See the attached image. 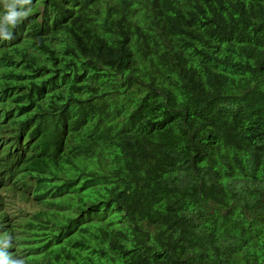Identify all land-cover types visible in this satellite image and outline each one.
<instances>
[{"label": "trees", "instance_id": "1", "mask_svg": "<svg viewBox=\"0 0 264 264\" xmlns=\"http://www.w3.org/2000/svg\"><path fill=\"white\" fill-rule=\"evenodd\" d=\"M26 6L0 39L7 251L264 264V0Z\"/></svg>", "mask_w": 264, "mask_h": 264}, {"label": "clouds", "instance_id": "2", "mask_svg": "<svg viewBox=\"0 0 264 264\" xmlns=\"http://www.w3.org/2000/svg\"><path fill=\"white\" fill-rule=\"evenodd\" d=\"M0 3L6 10L5 14L0 16V39L11 40L12 29L30 14L31 8L26 5H30L31 0H0ZM11 241V236L0 238V264H24L23 260L14 258L7 251L12 247Z\"/></svg>", "mask_w": 264, "mask_h": 264}]
</instances>
